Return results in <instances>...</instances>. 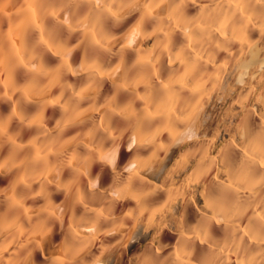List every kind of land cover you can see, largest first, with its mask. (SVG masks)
Here are the masks:
<instances>
[{"label": "clouds", "instance_id": "1", "mask_svg": "<svg viewBox=\"0 0 264 264\" xmlns=\"http://www.w3.org/2000/svg\"><path fill=\"white\" fill-rule=\"evenodd\" d=\"M83 2L92 6V15L86 24L73 23L72 31L86 32L87 46L82 50L86 57H93L86 63V85L81 89L69 85L62 90L64 118L55 128L41 124L33 129L27 112L32 101L22 92L17 103L24 119L11 133L14 139L10 142L7 133L0 135V180L6 181L0 186V261L4 260L2 253L12 248L9 264H119L121 254L117 245L126 247L125 241L137 243L142 233L153 228L157 237L163 228H175L185 239L199 236L206 242L207 230L202 235L185 231L188 205L195 203L197 194L207 200L209 188L201 184L202 179L218 161L223 165L222 154L226 149L239 150L252 167L264 168V88L257 92V87L264 84V62L257 61L252 74L226 71L229 63L235 69L250 54L264 52V0H213L211 12L202 9L194 17H186L183 9L189 3L197 5L198 0ZM145 8L153 12L146 13ZM162 8L163 14L156 11ZM60 11L63 9L58 8L57 14ZM49 12V8H41L42 16ZM136 13L140 17L124 33L117 31ZM108 17L114 21L110 33L100 24ZM68 19L65 14V21ZM148 21H158L160 26L147 31L144 24ZM177 30L190 40V45L181 52L180 63L185 71L161 80L155 59L126 62L129 51L154 56L155 49L146 50L144 42L154 36L167 37ZM128 31L132 32V38H128ZM44 39L51 41L47 31L43 36L34 35L31 44L25 47V58L33 75L20 89L30 86L34 96L41 95L50 82L47 74L38 71ZM66 39L70 40L71 34ZM209 48L214 52H209ZM167 50L165 40L161 52ZM97 52L101 59L96 58ZM220 52L227 56L216 64ZM208 64L216 71L208 73ZM133 69H148L149 73L130 77L128 72ZM67 71L65 67L62 75ZM74 74L80 75L81 70L76 69ZM228 76H235L234 84L226 82ZM253 80L257 81L256 86L250 83ZM106 81L117 83L129 94V101L124 105L108 103V93L101 96ZM237 86L242 92L247 88V94L224 106L221 114L218 107L231 98ZM157 92L162 93L160 98ZM218 117L221 126L213 128ZM4 119L6 114L0 112V123ZM210 130L214 132L211 139ZM165 132L169 133L167 139L163 138ZM221 132L227 139L221 137ZM32 139L39 147V155L29 143ZM217 140L221 141V148L213 157L209 152ZM121 141L132 155L128 162L117 167ZM105 145L113 149V158H109ZM173 150L179 151L180 159L170 168L168 161ZM190 160H196L191 172L187 170ZM97 163L102 167L93 175L92 167ZM104 165L117 185L111 191L102 185ZM181 172L185 173L182 180ZM218 184L225 189L244 185L245 191L257 195L253 190L264 186V179L250 182L245 171L230 178V183ZM197 186L204 191L198 193ZM160 193H166L163 203L156 199ZM54 197H62L60 203ZM129 199L135 206L122 216L114 215V202ZM202 219L226 223L228 218L218 208L211 217ZM117 234L120 240L115 243L100 240L102 236ZM97 242L102 250L92 258L87 253ZM45 245L52 254L45 255ZM37 253L42 259H37Z\"/></svg>", "mask_w": 264, "mask_h": 264}, {"label": "bare ground", "instance_id": "2", "mask_svg": "<svg viewBox=\"0 0 264 264\" xmlns=\"http://www.w3.org/2000/svg\"><path fill=\"white\" fill-rule=\"evenodd\" d=\"M178 3V0H175ZM213 0H198L197 5L188 4L184 9L186 17H194L201 14L202 9L211 12L214 7ZM49 8V14L44 17L41 15V8ZM62 8L57 14V9ZM146 13L151 14V8H145ZM163 14L164 9L156 10ZM92 6L84 3L83 0H0V112L6 114V119L0 123V135L5 133L9 136L11 142L14 137L11 133L16 129L17 124L24 119L21 114L20 105L17 103L18 98L23 95L30 101L31 104L27 107V112L31 116V125L35 127L44 124L49 128H55L57 123L64 118L62 105L65 100H61L60 94L63 89L69 85L72 89L83 88L87 80L85 79L84 71L86 63L93 57H86L82 50L87 46L85 31H72V24L77 21L87 23V18L92 15ZM65 14L68 16V21H65ZM239 15V13L237 14ZM140 17V13H136L128 20H125L120 29L117 31L124 33L128 26ZM114 23L111 17L104 18L100 21L101 27L106 33H110L111 26ZM159 25L158 21H148L144 24L147 31H153ZM48 32L51 36V41L43 40L44 54L40 61L38 71L49 76V86L39 95H32L30 86L20 89V85L24 84L26 79L32 77V72L29 67V61L25 58V47L31 44V39L34 35H41ZM71 34V39L66 37ZM216 35H219L217 33ZM128 38H132V32L128 31ZM93 38L94 34H93ZM165 40L167 41L168 50L161 52ZM160 45V48L156 46ZM190 45V40L184 34L177 30L167 37H156L144 42L143 47L146 50L155 49L154 56H140L135 52L129 51L126 57V62L131 64L136 60L155 59L157 67L160 68L157 73L161 80H168L185 71V67L180 63L183 59L181 56L182 49ZM239 48L240 45H235ZM95 51V50H94ZM209 52H214L209 48ZM195 53H193L194 55ZM227 56V53L220 52L216 55V64H220ZM96 58L101 59V54L96 53ZM175 61V63L173 62ZM257 61L264 62V52L259 54H250L238 66L233 67L229 63L226 71L228 72H248L252 74L253 68L257 66ZM116 65V61H112V66ZM107 67L108 65H104ZM65 67L68 68L66 74L62 75ZM76 69L81 70L80 75H75ZM208 73L215 72L216 69L212 64L207 65ZM148 69H133L128 72L130 77L146 76ZM103 75V73H101ZM235 83V76L226 77V82ZM59 81V86L57 83ZM249 81H246L248 83ZM155 83V81H153ZM253 86L257 85V81H250ZM260 88H264V84L257 87V92ZM144 91L143 88L140 89ZM248 89L243 92L240 87H236V91L231 98L225 101L224 105L218 107V111L238 96L247 94ZM108 93V103H119L124 105L129 101L128 93L123 92L119 85L112 81H106L104 90L101 93L103 97ZM162 93L157 92V98H160ZM67 99V97H65ZM213 95V102H215ZM46 101V103H41ZM259 112V107L257 108ZM218 117L217 124L213 128L220 127ZM257 119H259L257 117ZM188 132H185V136ZM214 135L213 131H209V139ZM168 132L163 134V138L167 139ZM221 137L227 139V135L221 132ZM25 139H28L26 134ZM34 147L37 155H39V147L36 146L35 139L29 141ZM221 148V141L215 142V147L210 150V156H217ZM106 151L109 153V158L112 157L113 149L105 145ZM7 149H5V152ZM132 154L125 150V143L121 141L118 148L119 160L117 167L128 162ZM223 155V165L213 166L211 171L205 176L201 184L209 188L207 192V200L199 194L195 197V203L188 205L187 219L185 221V231L187 233L196 232L203 234L207 230V240L199 238L188 240L177 231L175 228H163L159 236H156L155 228L141 234V238L137 243L125 241L126 247L117 245V249L121 254L119 264H264V186L254 189L257 195H253L251 191H245L244 185L232 186L230 188L221 187L218 182L230 183V178L234 179L242 172L247 171L250 182H256L264 179V168L259 166L252 167L243 159V153L239 150L226 149ZM180 159L179 151L173 150L172 156L169 158V167H175L176 162ZM199 159V157H197ZM196 166V160H190L188 163V171L191 172ZM101 164H94L92 167L93 175L100 171ZM226 169L230 174H225ZM185 173H180V179L184 178ZM6 181L0 180V186ZM102 185L108 186L111 191L117 187L111 179V173L107 165L103 166ZM204 191V188L197 186V192ZM11 195V193H9ZM56 203H60L62 197H54ZM156 199L159 203H163L166 199V193H160ZM42 203V201L40 202ZM135 202L131 199L114 202V212L116 216H122L124 211L129 207H134ZM223 209L226 216V223H218L217 220L210 222L202 219L204 216L211 217L216 209ZM67 223V217L65 218ZM105 225H102L103 228ZM131 227V222H129ZM155 238V239H154ZM55 239L58 241L59 236ZM100 240L115 243L120 240V235L109 237H100ZM99 243L93 245L87 253L94 258L101 252ZM12 248L2 253L4 260L0 264H9V254ZM52 254L45 245V255ZM58 254V253H57ZM37 259L42 257L37 253Z\"/></svg>", "mask_w": 264, "mask_h": 264}]
</instances>
